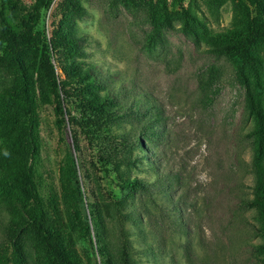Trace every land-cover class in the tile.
Listing matches in <instances>:
<instances>
[{
	"label": "rangeland",
	"instance_id": "obj_1",
	"mask_svg": "<svg viewBox=\"0 0 264 264\" xmlns=\"http://www.w3.org/2000/svg\"><path fill=\"white\" fill-rule=\"evenodd\" d=\"M34 1L22 0L17 16L31 10ZM164 1L170 23L159 31L145 0H50L43 10L39 29L46 43L78 36V49L59 50L53 59L58 81L72 83L63 65L77 60L97 73L99 83L70 91L63 126L51 97L39 103L32 166L49 221L72 239L80 264H100L95 232L94 245L83 232L89 214L86 201L74 196L73 157L80 191L89 201L138 200L139 194L130 197L120 190L122 177L154 182L161 175L170 181V198L156 189L149 206L152 248L144 246L131 221L124 223L136 264H264L257 249L263 242L258 211L243 206L255 185V149L247 136L255 120L231 57L213 50L245 36L255 8L248 0ZM252 51L259 63L246 70L264 109V43ZM9 81V73L0 69V92ZM106 94L113 103L105 113L114 117L81 108ZM120 107L126 110L123 117ZM12 112L0 101V116ZM142 121L147 128L153 125L154 144L143 136L140 142L126 138L129 127L140 130ZM12 135L0 131L1 149ZM125 156L131 163L122 162ZM19 212L24 214L20 206ZM9 219L0 206V248ZM27 234L34 262L35 238Z\"/></svg>",
	"mask_w": 264,
	"mask_h": 264
},
{
	"label": "trees",
	"instance_id": "obj_2",
	"mask_svg": "<svg viewBox=\"0 0 264 264\" xmlns=\"http://www.w3.org/2000/svg\"><path fill=\"white\" fill-rule=\"evenodd\" d=\"M21 1L0 0V69L10 75L9 83L0 92V101L6 109L13 110L9 115L0 116V131L13 133L7 145L0 148V206L5 207L10 215L5 231L6 244L0 248V264H80L72 239L67 237L61 226L49 221L44 201L38 192L32 160L38 149L36 129L39 125V103H45L51 97L59 124L63 126L66 124L64 115L68 112L64 110V105L70 91L79 87L90 90L99 85L98 77L89 67H81L77 60H73L63 65L72 83L61 84L53 59L59 50L78 49V36H60L51 39L50 44L46 43L39 25L42 12L50 0H35L31 10H23L18 17ZM248 1L254 6L255 14L248 22L246 35L227 39L213 50L231 57L246 88L249 109L254 116L255 126L247 136L255 149L252 165L255 185L253 196L245 197L243 206L258 211L263 242L257 245V249L264 254V109L251 89L246 70L259 63L252 49L256 44L264 43V0ZM69 4L78 8L73 1ZM145 5L155 30L159 31L170 23V9L164 0H145ZM111 103L112 97L106 94L101 99L96 98L93 103H83L85 105L81 108L84 111L88 108L93 113H105L107 105ZM119 111L122 117L125 116L123 107ZM16 113L21 115V119ZM142 123L138 134L137 127L131 125L126 138L140 142L139 138L143 136L154 144L153 125L147 128L146 122ZM123 141L127 142L125 139ZM71 160L73 178H76L74 196H78L82 203L86 201L89 214V219L83 221V232L92 245V232H95L100 264H136L130 233L126 231L124 223L131 221L134 233L144 240V246L152 248L153 245L147 241L151 218L149 206L155 203L156 189L170 198V181L161 175L154 182L133 176L122 177L117 183L120 190L128 191L130 197L139 194L135 197L138 200L128 202L126 198L108 199L105 196L101 200L89 201L87 196L83 198L80 191L75 158ZM131 160L130 156H125L122 162L131 163ZM19 206L24 210L23 215L19 212ZM77 214L80 216L79 211ZM153 218L157 219V216ZM27 233L35 238L34 262L27 250Z\"/></svg>",
	"mask_w": 264,
	"mask_h": 264
}]
</instances>
